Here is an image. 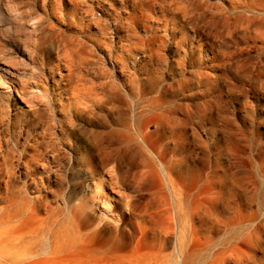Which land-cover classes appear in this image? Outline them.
<instances>
[{"label":"rangeland","instance_id":"obj_1","mask_svg":"<svg viewBox=\"0 0 264 264\" xmlns=\"http://www.w3.org/2000/svg\"><path fill=\"white\" fill-rule=\"evenodd\" d=\"M0 235L3 264H264V0H0Z\"/></svg>","mask_w":264,"mask_h":264},{"label":"bare ground","instance_id":"obj_2","mask_svg":"<svg viewBox=\"0 0 264 264\" xmlns=\"http://www.w3.org/2000/svg\"><path fill=\"white\" fill-rule=\"evenodd\" d=\"M92 185H94V184H92ZM4 234V233H3ZM6 236V235H5ZM0 237H1V235H0ZM7 239V238H6ZM4 240V239H3ZM3 240H2V238H0V251H1V249L3 248V247H5V243L7 244V242H3ZM7 241V240H6ZM7 246V245H6ZM3 252V251H2ZM9 257V256H8ZM3 258H4V256H3ZM16 258V257H15ZM9 259H10V257H9ZM6 260V259H5ZM8 260V259H7ZM14 259H10L9 260V262L11 263V264H17V263H19L18 262V260L15 262V261H13ZM20 261V260H19ZM8 262V261H7ZM7 262H6V264H7ZM0 264H3V262H1Z\"/></svg>","mask_w":264,"mask_h":264}]
</instances>
